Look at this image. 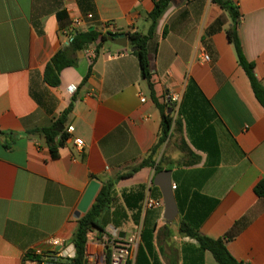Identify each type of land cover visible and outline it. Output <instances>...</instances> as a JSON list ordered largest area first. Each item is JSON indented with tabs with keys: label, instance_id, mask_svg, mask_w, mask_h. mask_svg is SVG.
<instances>
[{
	"label": "crops",
	"instance_id": "0c3cea01",
	"mask_svg": "<svg viewBox=\"0 0 264 264\" xmlns=\"http://www.w3.org/2000/svg\"><path fill=\"white\" fill-rule=\"evenodd\" d=\"M154 1L0 0V264H35L26 257L35 247L47 264H67L72 233L85 213L75 212L89 183L99 186L87 209L103 183L149 154L159 136L156 103L171 117L167 139L153 164L115 180L105 230L119 237L137 232L130 264H218L179 230L181 222L222 239L237 261L264 264V196L254 190L264 182V107L227 39L232 22L226 10L213 0L168 2L146 46L154 98L129 46L110 56L123 49L110 41L93 43L92 59L86 48L76 51L57 86L44 80L47 62L68 46L63 43L74 19L82 28L104 32L111 25L114 33L144 34ZM229 1L239 15L243 54L264 88V0ZM171 92L180 97L174 107L167 101ZM56 122L67 136L59 143L57 135L51 150L31 131ZM160 170H169L175 185L171 221L163 218V198L153 183ZM147 198L162 204L147 209ZM94 235L85 264H106ZM50 238L61 240L68 255L56 256L62 247H51Z\"/></svg>",
	"mask_w": 264,
	"mask_h": 264
},
{
	"label": "trees",
	"instance_id": "16d2710c",
	"mask_svg": "<svg viewBox=\"0 0 264 264\" xmlns=\"http://www.w3.org/2000/svg\"><path fill=\"white\" fill-rule=\"evenodd\" d=\"M169 1L170 0L154 1L153 8L147 15V18L150 20V24L146 33H127L128 46L129 48H135V50L131 51V53H133L138 60L141 77L146 81L149 87V93L153 98L154 89L153 82L151 81V73L149 70L146 46L147 41L152 35L157 19L161 16ZM213 2L226 10L231 17L232 24L226 29L227 39L234 48L238 63L243 67L247 74L255 97L264 107V88L255 78L253 74V64L246 60L237 35L236 27L237 19L239 16L237 9L229 0H213ZM113 34L118 33H112L109 31L101 32L94 28L91 30L89 28H86L84 30L75 32L70 44L66 47H62L47 62L44 69L45 82L48 85L57 86L59 84L60 71L64 67L70 66L74 63L72 55L76 51L84 49L89 43L92 42H97L98 47L101 42L108 41V36ZM87 75L88 72L82 79L83 81L86 79ZM70 106L71 105H69L68 108L63 111V116L68 114V112L70 111ZM156 106L160 111L161 118L159 136L156 144L152 147L149 154L145 158H143L137 165L131 167L128 171L117 174L115 179L107 181L106 183H103L101 185L91 206L81 217L77 219L76 227L71 236V243L74 247V255L70 258H65L67 264H85V246L87 241L91 237V234H95L94 236L99 239V241H101L102 234L104 233L105 228L109 222V220H107L106 210L114 200L113 184L115 180L128 177L139 168L153 164V154L155 153V150L167 139L171 128L170 115L165 113V110L159 103H156ZM63 119L64 117L59 118L58 122L62 124ZM56 126L57 122L48 127L34 129L31 132H36L43 135L47 145L51 150H53L55 148L56 136H60L59 143H61L67 136V133L64 132L63 129H58ZM254 190L257 195L264 196V182H259L255 186ZM179 230L186 236L195 239L201 249L208 250L218 264H243L230 255L225 246V242L222 239H213L207 236H203L184 222H181V224L179 225ZM26 257L34 262L40 261L43 257H45V263H47L49 260L46 256L40 257L31 254H27Z\"/></svg>",
	"mask_w": 264,
	"mask_h": 264
},
{
	"label": "built area",
	"instance_id": "2783aa9c",
	"mask_svg": "<svg viewBox=\"0 0 264 264\" xmlns=\"http://www.w3.org/2000/svg\"><path fill=\"white\" fill-rule=\"evenodd\" d=\"M88 18L91 17V14L87 15ZM81 20L80 19H74L71 23L70 29H68V32H66L65 41L63 43L64 46L69 45L72 41L73 35L77 31L84 30L86 28L81 27ZM105 31H109L114 33L115 29L111 25H105L104 26ZM104 31V32H105ZM93 43H89L84 49L86 55L92 59L94 55L96 54V46L94 47ZM121 51L114 52L110 54V56H119L125 53V48L122 47ZM201 59L203 61H208L209 56L205 53H202ZM75 86L70 85L68 87L69 92L75 91ZM179 93L178 92H171L167 94V101L171 104L170 106H176V104L179 101ZM141 101H144V97H141ZM73 143L77 147H81L83 145L82 139L75 138L73 140ZM175 185L171 184V189H174ZM162 204L161 199H153V198H147L144 201V206L147 209H152L160 206ZM47 243L51 247H62L63 243L61 240L56 238H50ZM102 247L104 248L105 253V260L106 264H130L135 251L137 249L138 244V234L137 232H132L130 235L126 237H119L117 236L115 230H105V232L102 234L101 241H100ZM26 254H31L35 256H44V251L41 247H35L32 249H29ZM56 256H67L68 253L66 251L65 247H62L60 251H57L55 253ZM35 264H47L45 263V257H43L40 261H35Z\"/></svg>",
	"mask_w": 264,
	"mask_h": 264
},
{
	"label": "water",
	"instance_id": "95a60500",
	"mask_svg": "<svg viewBox=\"0 0 264 264\" xmlns=\"http://www.w3.org/2000/svg\"><path fill=\"white\" fill-rule=\"evenodd\" d=\"M89 29L91 30L93 29V27H90ZM108 41L120 47L126 48L128 46V36L126 33L109 35ZM134 50H135L134 47L130 48V51H134ZM60 127L62 126L60 125ZM169 172H170L169 170H160L159 172H157L153 179V183L159 187L163 198V202H164L163 218L171 221L174 219L176 215V208H175L173 193L171 190V180H170ZM98 186L99 184L96 181H91L89 183L75 212L76 216H78L80 212L86 211Z\"/></svg>",
	"mask_w": 264,
	"mask_h": 264
},
{
	"label": "rangeland",
	"instance_id": "374dc122",
	"mask_svg": "<svg viewBox=\"0 0 264 264\" xmlns=\"http://www.w3.org/2000/svg\"><path fill=\"white\" fill-rule=\"evenodd\" d=\"M107 45H112L110 42H105ZM105 232V231H104Z\"/></svg>",
	"mask_w": 264,
	"mask_h": 264
}]
</instances>
